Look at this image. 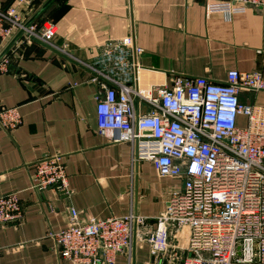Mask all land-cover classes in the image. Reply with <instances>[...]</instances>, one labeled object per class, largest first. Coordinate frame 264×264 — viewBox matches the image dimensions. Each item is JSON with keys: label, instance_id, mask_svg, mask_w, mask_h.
<instances>
[{"label": "crops", "instance_id": "0c3cea01", "mask_svg": "<svg viewBox=\"0 0 264 264\" xmlns=\"http://www.w3.org/2000/svg\"><path fill=\"white\" fill-rule=\"evenodd\" d=\"M226 1L0 0L33 22L52 21L59 48L20 35L0 69V109L18 108L22 117L15 129H0V196L18 192L25 208L20 223L0 227V264H73L60 259L52 236L70 226L72 208L81 221L135 212L156 227L183 179L134 161L131 144L99 130L97 98L106 89L94 69L146 89L172 86L178 76L225 82L235 69L264 75V8L234 11ZM127 37L134 46L122 45ZM240 98L264 107V91ZM136 106L150 109L139 99ZM57 155L64 156L68 196L32 189L33 164ZM171 241L167 253L154 256L139 239L131 264H177L175 247L186 248L187 228ZM116 264H129L127 256Z\"/></svg>", "mask_w": 264, "mask_h": 264}, {"label": "built area", "instance_id": "2783aa9c", "mask_svg": "<svg viewBox=\"0 0 264 264\" xmlns=\"http://www.w3.org/2000/svg\"><path fill=\"white\" fill-rule=\"evenodd\" d=\"M26 4L30 0H16ZM234 11L264 8V0H227ZM15 4L0 6V52L16 33L23 42L50 47L56 26L32 22ZM127 37L123 46H134ZM6 68L7 60H1ZM106 89L97 98L99 130L112 142H128L133 159L154 162L162 176L183 179L167 210L156 218L125 216L81 221L71 209V224L53 233L60 259L73 264H116L124 254L132 263L144 239L154 256L172 248V235L188 230V243L177 264H264V107L241 101L243 91H264L261 72L232 70L225 82L178 76L172 86L141 88L94 69ZM136 99L150 107L139 112ZM246 118L245 126L239 119ZM22 123L18 108L0 109V129ZM32 189H54L68 196L64 156H46L33 164ZM25 208L18 192L0 196V227L20 223Z\"/></svg>", "mask_w": 264, "mask_h": 264}, {"label": "water", "instance_id": "95a60500", "mask_svg": "<svg viewBox=\"0 0 264 264\" xmlns=\"http://www.w3.org/2000/svg\"><path fill=\"white\" fill-rule=\"evenodd\" d=\"M34 21V18L33 19H31V20H29V22H28V24H30V23H32ZM20 35H21V32H19L18 33V35L15 37V38H13L12 40H11V42L7 45V50L9 49V47L11 46V45H13L17 40H18V38L20 37ZM3 50V52L0 54V61L3 59V57L5 56V53H6V51L7 50Z\"/></svg>", "mask_w": 264, "mask_h": 264}, {"label": "rangeland", "instance_id": "374dc122", "mask_svg": "<svg viewBox=\"0 0 264 264\" xmlns=\"http://www.w3.org/2000/svg\"><path fill=\"white\" fill-rule=\"evenodd\" d=\"M32 15H33V14H32ZM32 15H31V16H32ZM29 18H30V17H29ZM22 38H23V37H22ZM10 42H11V39L9 40V43H10ZM9 43H8V44H9ZM8 44H7V45H8ZM5 47L7 48V46H5ZM5 47H3V48L1 49L0 54L3 52V50L6 49ZM15 47H16V46H15V43H14L13 45H11V46L9 47L8 50L6 49L7 51H6L5 56H4L3 58H6V60H7V57H6V56L9 55V53L12 52V50H13ZM0 64H1V61H0ZM1 68H2V67H1V65H0V69H1Z\"/></svg>", "mask_w": 264, "mask_h": 264}]
</instances>
